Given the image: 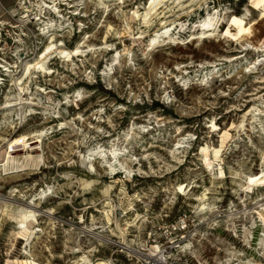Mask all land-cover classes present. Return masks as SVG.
Here are the masks:
<instances>
[{"label": "rangeland", "instance_id": "rangeland-1", "mask_svg": "<svg viewBox=\"0 0 264 264\" xmlns=\"http://www.w3.org/2000/svg\"><path fill=\"white\" fill-rule=\"evenodd\" d=\"M54 1L0 0V264H264V187L230 178L264 167V0H172L146 29L149 0ZM49 36L85 56L27 76Z\"/></svg>", "mask_w": 264, "mask_h": 264}, {"label": "bare ground", "instance_id": "bare-ground-1", "mask_svg": "<svg viewBox=\"0 0 264 264\" xmlns=\"http://www.w3.org/2000/svg\"><path fill=\"white\" fill-rule=\"evenodd\" d=\"M41 1L40 4L41 5H45L46 4V0H39ZM139 1V0H136ZM179 1V0H178ZM104 1H101V5L103 4ZM176 2V1H175ZM172 2V0H149V4H148V9L144 14V18H142V24H140V28H148L150 23L155 20L157 17H161L162 15H166L168 12L167 10L170 9V7L175 3ZM52 3H56V1L52 0ZM125 2H122L121 4L124 5ZM177 3V2H176ZM179 5V4H178ZM45 7V6H44ZM57 9V8H56ZM53 12V11H52ZM170 12V11H169ZM172 13V12H171ZM216 14V13H215ZM137 12H134V16L137 17ZM140 17V16H139ZM133 19H135L134 17H132ZM131 18V19H132ZM219 18V17H218ZM216 18H208V20L204 21L201 25H197L191 28L190 31H192V35L191 36V40H195V39H208L209 37H212L216 34V31L220 28L221 23L219 21V19ZM167 19V18H166ZM162 20V19H161ZM174 20V19H173ZM172 21V20H171ZM180 21V20H179ZM133 22V21H132ZM169 22V21H168ZM166 24V23H165ZM164 24V25H165ZM161 26V25H160ZM168 26V25H167ZM179 27V26H178ZM167 28V27H165ZM218 28V29H217ZM177 30V27H175L174 31ZM166 31V30H165ZM185 31H187V28L185 29V27H181V29L177 32V35L179 34H183L185 33ZM153 33V32H152ZM187 33V32H186ZM46 34V33H44ZM199 34V36H197ZM173 33L170 34L169 32H164L163 35H161L159 38L162 40L161 43L156 42V39H152V43L150 44V50H152L154 47H156V43H158V45L163 46L165 42H169L170 43V38L172 37ZM158 38V37H157ZM144 39V37L139 36L137 39H134V43H137V41H140ZM159 39V40H160ZM48 40L50 41L48 46L45 47V50L43 51L42 54H40L41 56L39 58H37L35 61V63H28V65L25 67V73L27 76H30L32 74V72H44L45 71V63H47L48 58L51 55H55L57 54L59 59L63 60V63H71L74 59L76 58H80V57H84L86 53H84L83 51L80 50L81 47H78L72 51H68L63 47L61 48H57L56 44H55V39L52 37L48 38ZM110 39L108 37L105 38V42L107 44V41H109ZM169 40V41H168ZM174 40V39H173ZM172 41V40H171ZM175 42V41H174ZM62 43V42H61ZM172 43V42H171ZM55 44V45H54ZM167 44V43H166ZM179 44V43H178ZM60 45V43H59ZM58 46V45H57ZM84 48V47H82ZM257 48V47H256ZM254 51V50H253ZM111 53V52H110ZM262 58V57H261ZM51 59V58H50ZM256 66V65H255ZM252 65V67L247 68V69H242L244 73L248 74V73H252V71L254 72V70L256 71V67ZM5 69V73L7 74L6 76L8 77L10 74V71L6 69V67H3ZM199 68V67H198ZM187 69V68H186ZM203 69V68H202ZM190 73V72H189ZM194 73V72H193ZM186 74V73H185ZM200 74V73H198ZM23 75V74H22ZM210 75V74H209ZM198 76V75H197ZM200 76V75H199ZM185 77V76H184ZM189 77V76H187ZM23 78V77H22ZM181 78V77H179ZM199 78V77H198ZM184 80V79H183ZM204 81V80H203ZM183 82V81H182ZM185 82V81H184ZM200 83V81H198ZM181 83V82H180ZM21 84V83H20ZM20 84H18L20 86ZM183 84V83H182ZM207 85V84H206ZM23 87V86H22ZM22 87H19V92L20 94H22L23 89ZM206 87V86H205ZM186 88V86H185ZM188 89V88H187ZM260 99H257V101ZM20 103H8L5 108H10V107H15V106H20V105H27V106H31L33 105L32 103L29 102H23L22 98L19 99ZM258 111V110H256ZM261 111L258 113H256L255 115H253L255 122H260L257 121V117L260 116ZM262 117V116H261ZM252 123V122H251ZM254 124V123H252ZM261 128V131H264V125H262V123H259ZM216 125V124H215ZM214 127V126H212ZM253 129V128H252ZM258 129V132H259ZM220 131V128L217 127L216 125V133ZM243 132H246V130L243 129ZM264 133V132H262ZM247 134V132L245 133V135ZM25 137H22L21 139H15L13 140V143H11L12 148H15V146H19V142L21 141L20 145L22 144L23 148H26L27 145V141H24ZM250 143L251 140H249ZM21 147V148H22ZM232 147V146H231ZM253 147V146H251ZM250 147V148H251ZM237 149V146L235 147ZM256 148V147H255ZM230 150V149H228ZM17 152V151H14ZM202 155H203V162L205 163L206 167H210L212 162V158H211V154L208 150V148H203L201 149ZM113 156H116V154H113ZM10 158V157H9ZM80 159V158H79ZM82 159V158H81ZM100 160V158H97V161ZM261 160V164L264 165V155H261L260 157ZM13 161V160H12ZM83 162V161H82ZM87 162V161H86ZM72 165V164H71ZM90 166L89 160H88V167ZM84 167V166H83ZM90 168V167H89ZM113 170V169H112ZM231 175V179L236 181L235 186L239 189V191L241 192V195L243 194V196L248 197L250 195L253 194L254 188L255 187H264V167H261V170L257 173V174H242L240 172H230ZM224 180V175L222 172V168L220 165L216 164V181H221ZM91 182V181H90ZM109 188V187H108ZM238 191V190H237ZM236 192V191H235ZM44 197V196H43ZM101 197V196H100ZM241 197V196H240ZM256 199V198H255ZM243 200V199H242ZM264 200V198H262L260 201ZM251 201V200H250ZM258 208H260L257 212H255V214L258 216V218L260 219L261 222H264V215H262L261 211H264V204H260L257 206ZM33 209V208H32ZM202 209L206 210L204 206H202ZM202 212V210H201ZM29 216L24 214L20 221V229L24 230V232H26L27 228L25 227L26 222L28 221ZM108 218V217H107ZM157 249V248H156ZM150 257H154V256H150ZM157 259V258H156ZM21 264H32L30 261H24ZM89 264V263H86ZM102 264V263H99ZM104 264V263H103Z\"/></svg>", "mask_w": 264, "mask_h": 264}, {"label": "built area", "instance_id": "built-area-1", "mask_svg": "<svg viewBox=\"0 0 264 264\" xmlns=\"http://www.w3.org/2000/svg\"><path fill=\"white\" fill-rule=\"evenodd\" d=\"M1 63H2V62H1ZM2 67H4V66H1V65H0V71L4 72V71H3L4 68H2Z\"/></svg>", "mask_w": 264, "mask_h": 264}]
</instances>
